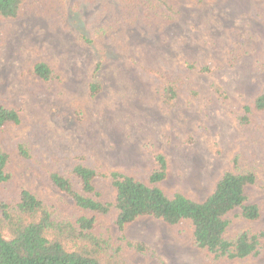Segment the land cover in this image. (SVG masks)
Here are the masks:
<instances>
[{
  "label": "rangeland",
  "instance_id": "rangeland-1",
  "mask_svg": "<svg viewBox=\"0 0 264 264\" xmlns=\"http://www.w3.org/2000/svg\"><path fill=\"white\" fill-rule=\"evenodd\" d=\"M168 1L178 16L151 27L120 25L116 0H30L19 19L0 22V104L20 110L24 119L1 133L13 159L12 179L0 183V203L16 205L29 190L58 217L95 216L99 229L115 236L116 210L102 215L80 209L39 172L73 177L81 163L148 182L163 154L168 173L158 185L170 196L180 191L199 201L226 171L253 169L261 185L247 186L246 193L262 216L246 222L233 213L227 235L245 227L264 231V111L246 127L238 121L244 106L264 92V0ZM101 28L108 30L102 38L107 62L94 74L98 53L85 38ZM41 61L60 80L33 75ZM189 63L197 67L188 69ZM202 67L211 71L200 72ZM153 70L186 81L169 104ZM94 75L103 89L91 99ZM19 142L28 144L37 162L19 155ZM95 182L102 200L115 202V189ZM126 235L148 246L144 254L126 248L128 264H264V255L216 259L196 246L186 220L170 225L140 217L126 226Z\"/></svg>",
  "mask_w": 264,
  "mask_h": 264
},
{
  "label": "trees",
  "instance_id": "trees-1",
  "mask_svg": "<svg viewBox=\"0 0 264 264\" xmlns=\"http://www.w3.org/2000/svg\"><path fill=\"white\" fill-rule=\"evenodd\" d=\"M29 1L0 0V22L19 19ZM116 2L121 12L119 24L126 27L139 24L151 27L154 22L171 21L178 16L176 8L168 0ZM107 32V29L101 28L92 37L85 38L98 53L94 74L107 62L102 39ZM196 67L195 63L188 64V69ZM210 71L209 67L200 69L203 73ZM30 72L44 81L61 78L44 61L36 63ZM152 72L159 80L164 102L169 104L178 97L186 81L176 75ZM102 89V84L94 75L89 88L90 98L95 99ZM189 91L193 97H197V91ZM261 111H264V92L244 106L238 116L240 126L250 125L254 113ZM23 121L20 110L0 104V137L6 126L22 125ZM16 150L23 159L35 161L26 142L17 143ZM12 159L13 152L4 149L0 143V183H8L12 179L9 167ZM156 160L158 167L148 175V182L122 171L105 169L101 165L78 163L71 171L73 177L52 170H44L45 173L38 171L45 176L47 183L70 197L78 208L102 215L116 210V234L113 236L109 228L102 227L100 230L95 216L62 219L46 201L29 190H23L18 204L0 203V264H128L124 256L126 248L144 254L148 246L141 241H130L126 226L145 216L161 219L170 225L189 221L196 246L214 254L216 259L235 260L264 255V231L254 232L245 227L235 235H227L233 224V213L246 222L262 216L259 205L249 202L246 193L247 186L261 185L253 169L226 171L214 191L204 201H199L180 191L173 196L168 195L158 185L167 178V160L163 154H158ZM235 161L237 164L238 159ZM75 179L79 181L80 189ZM97 179L108 182L115 189V202L102 200V193L95 182Z\"/></svg>",
  "mask_w": 264,
  "mask_h": 264
}]
</instances>
